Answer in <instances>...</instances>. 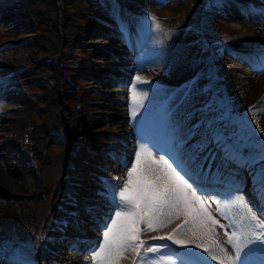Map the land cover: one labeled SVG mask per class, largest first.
Returning a JSON list of instances; mask_svg holds the SVG:
<instances>
[{
  "label": "rangeland",
  "instance_id": "374dc122",
  "mask_svg": "<svg viewBox=\"0 0 264 264\" xmlns=\"http://www.w3.org/2000/svg\"><path fill=\"white\" fill-rule=\"evenodd\" d=\"M71 1L65 3L68 22L62 33L58 0L44 4L43 14L33 13V8L43 7L42 0H0V44L8 42L0 45V84H6L0 92L3 264H91L90 249L103 239L98 229L107 211L108 189L117 181L122 187L127 179L123 163L134 157L133 149L142 140L185 162L192 146L206 135L239 146L245 157L257 156L264 146V0ZM43 22H49L53 32L41 43L24 46L44 31L39 26ZM223 39L237 47L224 45ZM59 60L69 65L63 73L78 70L83 78L66 80L74 86L70 105L79 106H71L74 125H84L81 144L74 149L65 133L68 115L59 88ZM27 65L38 69L28 72ZM221 67L227 72V90L217 77ZM133 86L144 103L135 120ZM33 93L38 94L39 107L31 102ZM72 151L73 161L64 165ZM80 152L89 155L82 163L76 159ZM222 154L210 144L198 158L204 166L195 178L208 192L202 199L209 211L225 226L217 225L213 238L234 257L225 232L250 228V215L264 224V201L243 169L233 165L220 175ZM218 179L231 180L237 187L223 190L212 184ZM213 189L225 193L221 196ZM77 190L79 197H73ZM217 202L227 209L228 219L216 211ZM184 220L174 214L155 231L141 225V240L168 245L160 253H149V260L164 256L175 264H219L194 247L210 246L211 241L194 237L189 226L181 228ZM174 229L178 239L193 241L190 249L153 240ZM248 248L254 249L248 264H264V249ZM189 251L195 257L184 255ZM216 255L223 258L218 248ZM137 259L129 248L119 264H136Z\"/></svg>",
  "mask_w": 264,
  "mask_h": 264
},
{
  "label": "snow or ice",
  "instance_id": "6c2138e0",
  "mask_svg": "<svg viewBox=\"0 0 264 264\" xmlns=\"http://www.w3.org/2000/svg\"><path fill=\"white\" fill-rule=\"evenodd\" d=\"M156 29L161 30L157 22ZM136 80L140 83L139 77ZM132 117L137 119V109L143 108V97H138L135 86L132 88ZM210 144H215L222 151L221 162L225 169L231 167L243 169L251 177L257 186L261 200L264 201V146L257 156L245 157L239 146H229L218 135H206L192 146L187 153V161L173 158L164 149L156 145H150L142 140L138 148L133 149L134 157L126 158L123 167L127 171V179L117 181L108 189L105 197L107 211L103 214L99 231L103 234L102 240H97L91 251V264H119L123 253L132 248L137 254L136 264H175L171 257L160 256L158 260H149L148 254L160 253L167 244H147L141 240V225H146L147 230L155 231L157 227H163L166 218L172 215H183L184 225L196 238H207L211 245L195 243L196 249H202L203 253L212 260H219V264H248L247 258L254 250L249 245H256V249H264V224L257 223V217L250 215L252 226L233 231L228 236V243L235 248V256L227 254L226 250L219 246L213 238L215 227H225L209 211V205L203 196L208 192L202 188L195 175L203 168L198 162L201 153L209 149ZM163 152V154H161ZM215 154H213L214 156ZM207 159V157H204ZM259 164V168L256 165ZM191 167V171L189 170ZM219 173V169H218ZM216 211L228 219L227 209L222 210L217 202ZM251 211V210H249ZM261 219L264 220V208L260 209ZM231 223H235L232 221ZM259 230V231H258ZM177 230L167 236L153 237L156 241H171L175 245L190 249L193 241L178 239ZM243 241V243H241ZM259 241V244L256 242ZM223 253V258L216 255V249ZM248 248V251H244ZM141 249H144L143 254ZM184 255L195 257V253L189 251ZM187 264V262H184Z\"/></svg>",
  "mask_w": 264,
  "mask_h": 264
},
{
  "label": "trees",
  "instance_id": "16d2710c",
  "mask_svg": "<svg viewBox=\"0 0 264 264\" xmlns=\"http://www.w3.org/2000/svg\"><path fill=\"white\" fill-rule=\"evenodd\" d=\"M27 1H29V0H26V3H27ZM50 1L51 0H42V3H41V5L43 6V7H40L39 9H37V11H36V9L35 8H33V13H39L40 12V14H43L45 11H46V9L44 8V4L46 5L47 3L50 5ZM54 1V3H56L55 2V0H53ZM58 4L56 3V9H57V6L59 5L61 8H62V20H61V30H62V33H64L63 32V29H64V26L67 24V22H68V13L66 12V10H65V3H67V2H72L71 0H58ZM24 11H25V6H24ZM31 10H32V8H31ZM24 11H23V13H24ZM85 13V14H84ZM82 14H84V16L83 17H85L86 18V14H87V12H86V10L85 11H83V13ZM89 15H91V13L89 12ZM46 18H48V17H46ZM24 20L22 21L21 20V24L22 25H24ZM49 23V22H48ZM48 23H45V22H43L42 24H39V26H43L45 29H44V31H41L42 30V28H41V30H39V31H41L42 33H36V37H32V38H28V40H26V41H24V46L25 45H29V43H31L32 45L34 44V43H37V42H42L43 41V37H44V35L45 34H48L49 32H53V26L50 24H48ZM44 33V34H43ZM67 39H68V37L65 35V36H63V39H62V46L64 45V42H66L67 43ZM220 41H222V43L224 44V45H226V46H228V47H232V48H234V47H237L236 45H233V43H231L229 40H220ZM6 43H8V42H4V43H2L1 45H5ZM23 43V42H22ZM39 44V43H38ZM229 45H231V46H229ZM21 46V45H20ZM10 50H12V49H10ZM59 56H60V58H61V56H62V50L60 51V54H59ZM60 61V60H59ZM61 63H62V65H64V66H69L68 65V63L65 65L63 62L64 61H60ZM38 67V66H37ZM37 67H33V68H30L28 65H27V67H25L27 70H28V72L29 71H31V70H35ZM24 69V68H23ZM38 69V68H37ZM222 67L217 71V77L219 78V80H220V83L221 84H223L224 86H225V88H226V90H227V85H228V79H227V72H225V70H224V68L222 69ZM25 70V69H24ZM36 71V70H35ZM25 73H26V70H25ZM82 74H79V75H75V76H72L73 78L74 77H76L77 79L79 78V77H81L82 78V76H81ZM190 75H191V73H190ZM189 75V76H190ZM188 76V77H189ZM28 79H31L30 78V76H29V78ZM83 79V78H82ZM66 80H67V82H68V74H63V76H62V80H61V89H62V93H63V95H64V97H66L65 98V101H66V109H67V115H68V135H69V139H70V144H71V147H73V149L75 148V147H77L78 145H80L81 144V140H82V134H81V132H82V128H84V125H83V122L81 121V123H79L78 124V126L76 125H74V120H73V116H72V112H71V109H72V107L71 106H73V107H79L78 105H75V104H72V105H70V102H69V96H71L70 94H71V91H72V89L74 88V86L71 84V83H66ZM34 94V97H32L33 98V100L31 101V102H35L36 104H37V101L38 100H36V99H39L38 97H37V95L38 94H36V93H33ZM69 94V95H68ZM37 106H38V104H37ZM39 107V106H38ZM79 119H80V117H79ZM81 120V119H80ZM84 123H85V120H84ZM50 124V122L48 121L47 123H46V125H49ZM53 130V127H51L50 128V131H52ZM26 136L28 135H30V131L28 130V132L25 134ZM20 141H21V138H20ZM118 141V140H117ZM23 143V142H22ZM23 145L24 146H26L27 144L24 142L23 143ZM73 151L71 152V155L69 156V158L66 160V163H70L71 161H73V159H74V157H73ZM87 156H89L88 154H86V153H83V152H80V157L78 158V156L76 157V159H78V161L80 162V163H82L83 161H85V158L87 157ZM41 233V230H39L38 229V231H37V234H40Z\"/></svg>",
  "mask_w": 264,
  "mask_h": 264
},
{
  "label": "bare ground",
  "instance_id": "6f19581e",
  "mask_svg": "<svg viewBox=\"0 0 264 264\" xmlns=\"http://www.w3.org/2000/svg\"><path fill=\"white\" fill-rule=\"evenodd\" d=\"M254 187H252V190H256V186L255 185H253Z\"/></svg>",
  "mask_w": 264,
  "mask_h": 264
}]
</instances>
